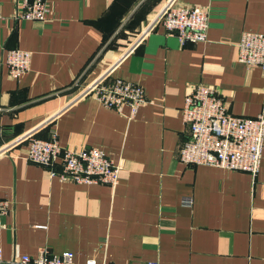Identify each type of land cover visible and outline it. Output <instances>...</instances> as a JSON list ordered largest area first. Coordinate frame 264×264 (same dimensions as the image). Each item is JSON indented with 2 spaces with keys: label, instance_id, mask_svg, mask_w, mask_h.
<instances>
[{
  "label": "crops",
  "instance_id": "1",
  "mask_svg": "<svg viewBox=\"0 0 264 264\" xmlns=\"http://www.w3.org/2000/svg\"><path fill=\"white\" fill-rule=\"evenodd\" d=\"M17 2L0 0V198L13 203L0 217L1 264L42 248L72 252L74 264H264V144L255 178L177 158L193 86L215 88L234 116L264 107L260 68L237 61L241 34H264V0H46L43 22L16 20ZM168 2L208 10L206 42L181 44L161 25L138 41ZM10 49L31 54L17 79ZM104 75L143 87L134 118L79 95ZM30 133L102 150L120 168L117 185L51 177L25 158L19 139Z\"/></svg>",
  "mask_w": 264,
  "mask_h": 264
},
{
  "label": "built area",
  "instance_id": "2",
  "mask_svg": "<svg viewBox=\"0 0 264 264\" xmlns=\"http://www.w3.org/2000/svg\"><path fill=\"white\" fill-rule=\"evenodd\" d=\"M16 20L43 22L49 13L46 0H19ZM209 12L199 7H174L166 3L138 41L151 27L161 25L170 35L184 43H204L209 29ZM237 61L247 67H259L264 78V34L243 32L238 45ZM31 54L19 49L6 51L5 65L11 78H19L30 67ZM80 96H91L103 107L122 113L129 108V118H134L146 102L143 87L122 79L100 76L87 85ZM182 122L188 138L178 150V161L186 166H207L228 171L245 172L255 178L262 162L264 144V107L255 117H238L229 113L221 94L207 85L193 86L184 98ZM28 140L25 153L27 162L48 170L60 182L79 185H104L114 188L118 183L119 166L95 147L72 150L61 147L53 133L49 140L39 139L32 133L19 141ZM8 147H0L2 155ZM264 179V176H263ZM12 202L0 198V217L12 210ZM183 204L191 205L190 199ZM4 263L0 249V264ZM6 264H74L72 252L50 253L38 250L36 257L21 255ZM85 264L98 263L88 259ZM143 264H157L146 262Z\"/></svg>",
  "mask_w": 264,
  "mask_h": 264
}]
</instances>
